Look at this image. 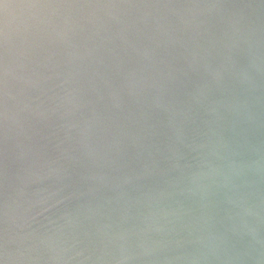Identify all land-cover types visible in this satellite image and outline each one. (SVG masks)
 Wrapping results in <instances>:
<instances>
[{
	"label": "water",
	"instance_id": "water-1",
	"mask_svg": "<svg viewBox=\"0 0 264 264\" xmlns=\"http://www.w3.org/2000/svg\"><path fill=\"white\" fill-rule=\"evenodd\" d=\"M0 264H264V0H3Z\"/></svg>",
	"mask_w": 264,
	"mask_h": 264
},
{
	"label": "snow or ice",
	"instance_id": "snow-or-ice-1",
	"mask_svg": "<svg viewBox=\"0 0 264 264\" xmlns=\"http://www.w3.org/2000/svg\"><path fill=\"white\" fill-rule=\"evenodd\" d=\"M3 2V0H0V3H2Z\"/></svg>",
	"mask_w": 264,
	"mask_h": 264
}]
</instances>
